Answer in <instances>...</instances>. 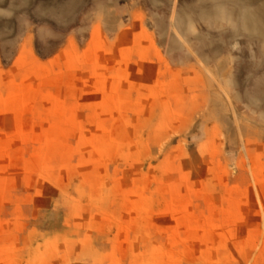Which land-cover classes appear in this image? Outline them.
<instances>
[{
    "label": "rangeland",
    "instance_id": "1",
    "mask_svg": "<svg viewBox=\"0 0 264 264\" xmlns=\"http://www.w3.org/2000/svg\"><path fill=\"white\" fill-rule=\"evenodd\" d=\"M0 264H264V0H0Z\"/></svg>",
    "mask_w": 264,
    "mask_h": 264
},
{
    "label": "crops",
    "instance_id": "2",
    "mask_svg": "<svg viewBox=\"0 0 264 264\" xmlns=\"http://www.w3.org/2000/svg\"><path fill=\"white\" fill-rule=\"evenodd\" d=\"M140 2L141 1H137V3L136 4H134L135 5V9L138 11V9H139V5H140ZM140 10V9H139ZM218 28H220V29H225V27H223L222 25H220V26H218ZM226 68V61H222L221 63H220V65H219V67H218V69H217V71H224V69ZM212 71H216L215 69H212ZM216 71V72H217Z\"/></svg>",
    "mask_w": 264,
    "mask_h": 264
},
{
    "label": "water",
    "instance_id": "3",
    "mask_svg": "<svg viewBox=\"0 0 264 264\" xmlns=\"http://www.w3.org/2000/svg\"><path fill=\"white\" fill-rule=\"evenodd\" d=\"M240 48H241V44H240L239 41L234 42V43L230 46V49H231L232 51H236V50H238V49H240Z\"/></svg>",
    "mask_w": 264,
    "mask_h": 264
},
{
    "label": "trees",
    "instance_id": "4",
    "mask_svg": "<svg viewBox=\"0 0 264 264\" xmlns=\"http://www.w3.org/2000/svg\"><path fill=\"white\" fill-rule=\"evenodd\" d=\"M4 65H6V64H4Z\"/></svg>",
    "mask_w": 264,
    "mask_h": 264
}]
</instances>
